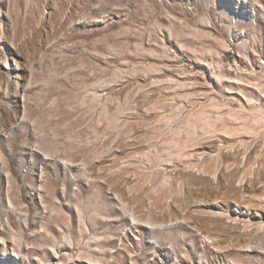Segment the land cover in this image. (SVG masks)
<instances>
[{
	"label": "rangeland",
	"instance_id": "374dc122",
	"mask_svg": "<svg viewBox=\"0 0 264 264\" xmlns=\"http://www.w3.org/2000/svg\"><path fill=\"white\" fill-rule=\"evenodd\" d=\"M264 264V0H0V264Z\"/></svg>",
	"mask_w": 264,
	"mask_h": 264
},
{
	"label": "bare ground",
	"instance_id": "6f19581e",
	"mask_svg": "<svg viewBox=\"0 0 264 264\" xmlns=\"http://www.w3.org/2000/svg\"><path fill=\"white\" fill-rule=\"evenodd\" d=\"M236 264H246V263L243 262L242 260H239Z\"/></svg>",
	"mask_w": 264,
	"mask_h": 264
}]
</instances>
